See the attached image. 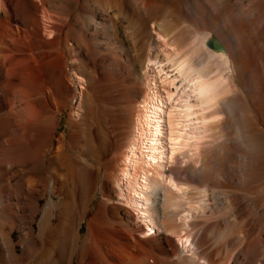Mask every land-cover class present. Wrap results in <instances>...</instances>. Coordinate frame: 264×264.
<instances>
[{"label": "bare ground", "instance_id": "6f19581e", "mask_svg": "<svg viewBox=\"0 0 264 264\" xmlns=\"http://www.w3.org/2000/svg\"><path fill=\"white\" fill-rule=\"evenodd\" d=\"M176 1L0 0V264H264V0H185L168 14ZM167 44L175 73L159 69L152 94L145 71ZM120 109L106 156L98 125ZM140 123L142 209L121 184Z\"/></svg>", "mask_w": 264, "mask_h": 264}, {"label": "rangeland", "instance_id": "374dc122", "mask_svg": "<svg viewBox=\"0 0 264 264\" xmlns=\"http://www.w3.org/2000/svg\"><path fill=\"white\" fill-rule=\"evenodd\" d=\"M33 2L35 3H38V0H32ZM200 1V0H198ZM202 2V0L200 1ZM186 5V1L185 0H177L175 3L173 2L168 9H170L169 12H167L168 14H173L174 16H179L181 14L180 12V8H181V11L184 9V6ZM172 6V7H171ZM181 6V7H180ZM190 7V4L188 5ZM183 8V9H182ZM182 17V15H181ZM54 19L53 18H49V16L47 15H43V24L46 28V31L49 35V37H53L52 36V33H53V29H51L52 27V24L55 23L53 21ZM207 32H210L209 29H206ZM52 32V33H51ZM157 34V32H155ZM216 35L213 33H208V36L206 38V44L209 48L213 49L212 47H210L209 45V41L212 40L213 38H215ZM157 38L159 39V41L161 42H164L165 41V37L158 34L157 35ZM176 49V47L174 45H171V44H167V45H163V46H159L155 49V52H157L161 57L158 58L157 60H151L150 63H148V66L146 68V73L151 77L153 78V80H150V82H147V84L149 85V92L154 94L155 92L157 91H164V88L161 86L163 83H164V78L161 80V78H158L156 77L158 75V71L160 72V70H162L161 73H164L163 75H168V76H172L175 71H174V66H172V61L170 60H164V58L162 56H165V55H170L174 50ZM166 50V51H164ZM168 50V51H167ZM163 51L165 53H163ZM216 53L220 54H225L223 50H215ZM218 51V52H217ZM165 54V55H164ZM160 69V70H159ZM227 74L228 75H235V71L233 70L232 67H230V69L227 70ZM173 79V78H172ZM177 85L180 86L181 85V81L179 79H177ZM128 82H123L121 85H120V93H122L124 90L123 87L127 86L128 84H126ZM162 83V84H161ZM73 84L74 86L76 87V95H75V99H73V103L75 105V111H74V114H75V117L79 116V110H82L81 109V101H82V94H83V90L85 89L86 85H85V81L84 79L79 76L78 74L74 73L73 74ZM161 84V85H160ZM125 93V91H124ZM123 93V95H124ZM139 105V107H143L145 103H143L142 101H139V103H137ZM147 104V103H146ZM175 108H181L180 105H178V107H175V106H172L171 108L169 107L168 110H172V109H175ZM165 109H167L165 107ZM78 110V112H77ZM77 115V116H76ZM122 115H123V111L120 109L119 111L117 112H111L109 111L107 116H106V126H101V125H98V128L100 130V136H99V140H100V151L106 155V156H109L111 154L114 153V151L116 150L117 146H118V141L120 140V131H121V120H122ZM158 120L159 117H156ZM179 119V118H177ZM167 120V119H166ZM112 123L116 124L117 126V130L116 132L113 131V129L111 128L112 127ZM164 123V126L165 127H168V120L167 122L166 121H163ZM175 123H179V122H175ZM181 124H184V121H182L181 119ZM62 127L60 128V130H63V129H67L68 127V122L66 120L65 117H63V121H62ZM101 127V128H100ZM141 123L139 125L136 126V132H137V136L136 138H138V134L141 132ZM108 128V129H106ZM139 132V133H138ZM145 144V143H144ZM141 144V141L137 140V145L135 147V154L133 155L132 158H130V161H128L127 163H131V166H129L128 168V174L127 173H123L122 172V175H123V179L121 180V184L124 188V191H125V194L127 196H129V198L131 197L132 201H131V205L132 206H136V204L139 205V209H142L144 208V195L143 193L140 191V190H148V186H146V184L148 183V176L150 173H147V171L145 170V167L146 165L148 166V164L142 160V156L144 155V153L148 152L147 149H148V146L145 144ZM142 152H144L142 154ZM167 156V155H166ZM136 160V161H135ZM166 161L164 162L165 165L163 167L164 170H168L169 168H171V166L176 162V160L173 158L172 160L170 158H167L165 159ZM160 161V160H159ZM189 161V158H184V162H188ZM169 162V163H168ZM125 163V162H124ZM135 165L137 168L139 166V169H138V174H137V178H138V184L136 185V187L138 188L137 191H134L132 189L129 188V184H130V180H129V177L128 176H133L134 174V171H135V166L133 168V165ZM130 165V164H129ZM150 165V164H149ZM167 165V166H166ZM127 177H126V176ZM167 176H168V173L167 175L165 174V178L167 179ZM147 177V178H146ZM167 183L171 184L170 186L172 187L173 190L181 193V189L179 186L173 184V182L171 183L169 181V178L167 179ZM101 195L98 194L95 198V201L93 202V205H92V209L97 212V203L99 201V199H101L100 197ZM138 197V198H137ZM137 198V199H136ZM141 198V200H140ZM136 199V200H135ZM135 200V201H134ZM138 200V201H137ZM137 209V207H133V210L135 211V213H139L140 215L144 214L142 210H139ZM98 213V212H97ZM148 222V220H146ZM151 227H155L154 225H151ZM260 228V226H259ZM264 229V228H262ZM87 230V227H86V224L83 225V228H82V233L84 234ZM15 238L19 236V232L18 231H15ZM177 242L179 243V245L181 246V238H176ZM187 246H189V244H187Z\"/></svg>", "mask_w": 264, "mask_h": 264}, {"label": "water", "instance_id": "95a60500", "mask_svg": "<svg viewBox=\"0 0 264 264\" xmlns=\"http://www.w3.org/2000/svg\"><path fill=\"white\" fill-rule=\"evenodd\" d=\"M209 45L217 50L223 48L222 45L215 38L209 41Z\"/></svg>", "mask_w": 264, "mask_h": 264}]
</instances>
